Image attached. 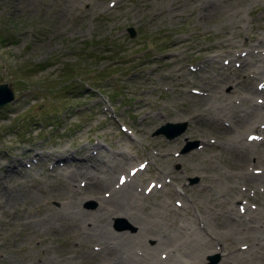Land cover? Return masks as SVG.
<instances>
[{
    "label": "rangeland",
    "instance_id": "1",
    "mask_svg": "<svg viewBox=\"0 0 264 264\" xmlns=\"http://www.w3.org/2000/svg\"><path fill=\"white\" fill-rule=\"evenodd\" d=\"M250 49L252 59L264 63V0H0V86L15 93V101L0 109V264H33L45 256L47 264H57L73 255L72 226L44 234L35 224L60 209L67 193L64 170L90 165L88 154L107 167L116 157L124 160L125 169L112 173L113 185L121 184L129 168L156 156L159 163L151 162L143 182L160 178L167 196L161 192L148 200L167 199L172 208L188 203L190 213L197 205L190 203L189 189L217 201L230 176L244 193L238 167H259L256 158L232 157L219 148L212 113L194 121L187 113L200 107L202 86L229 94L232 86L262 81L264 74L255 76L243 63ZM227 76H235L233 83L222 81ZM240 96H232L235 106L242 105ZM229 120L218 123L228 130ZM179 123L187 124L180 136L157 134ZM251 133L234 128L223 138L251 142ZM194 142L196 148L182 153ZM182 188L186 195L175 193ZM247 199L243 203L253 209V199ZM80 206L94 211L97 202L86 199ZM110 228L136 232L121 217ZM91 248L97 253V245ZM76 254L80 264H102L106 257L102 253L99 262ZM221 259L209 254L205 264Z\"/></svg>",
    "mask_w": 264,
    "mask_h": 264
},
{
    "label": "bare ground",
    "instance_id": "2",
    "mask_svg": "<svg viewBox=\"0 0 264 264\" xmlns=\"http://www.w3.org/2000/svg\"><path fill=\"white\" fill-rule=\"evenodd\" d=\"M251 55L250 49L243 63L255 69V76L264 74L263 61L252 59ZM231 75L234 74L231 72ZM235 76H227L222 81L231 84ZM255 76L249 75L250 78ZM261 83L264 88V78ZM201 89L203 93H199L198 98L200 107L194 109L195 114L189 111L188 118L194 121L203 112L212 113L210 119L215 121V129L212 127V130L216 133L219 148L228 149L225 151L232 152V157L238 153L241 156L248 153L254 156L260 165L254 168L249 164L242 167L239 165L236 176L243 186H247L244 193L237 188L230 176L228 179L224 178L227 181L225 187H222L223 191L216 196L217 201H214L212 195L207 196L208 200L205 194L201 196L198 192L195 193L194 188L189 189L193 192V201L190 200V203L197 205L194 214L190 213L191 206L188 203V206L180 204L179 207L172 208L167 199L157 203L148 200L161 192L167 196L160 178L149 180L147 184L143 182L150 164L159 163L156 156H150L152 163L141 162L139 166L129 168L124 177L125 181L113 185L112 173L125 169L124 160L116 157L107 167L100 160H96L97 163L91 161L93 157L88 154L86 159H89L90 165L80 163L74 167L69 164L64 170L61 181L65 183L62 186L63 191L65 189L67 193L62 196L60 209L50 216L39 218L35 224L40 225L39 230L44 234L47 229L53 231L59 226H72L75 229L73 237L76 242L69 247L73 255L58 259L57 264H80L79 254H76L79 251L98 258L99 262L102 253L105 254L102 264H205L206 257L214 253L222 254L219 264H264V122L260 123L264 119V90L247 81L246 85L232 86L229 94H223L217 87L202 86ZM239 93L242 105L235 106L231 98ZM255 97L259 103L255 102ZM221 117L230 119L232 127L228 125V130L223 128L218 123ZM247 127L252 133L246 137L255 136L251 142L242 141L239 136L233 137L232 143L230 139L223 138L232 134L234 128ZM167 156L173 159L175 155H161L164 158ZM164 161L163 164L166 165L167 162ZM156 170L159 172V169ZM160 173V177L167 182V173L163 170H160ZM195 173L199 171L196 170ZM56 174L60 175L59 172ZM209 179L207 177V180ZM208 187L211 189L212 184ZM103 188H107L104 196ZM176 192L186 195L185 188ZM198 198L207 200V203L198 201ZM245 198L253 199V209L243 203L242 199ZM86 199H94L97 202L94 211L85 210L80 206ZM236 201H242V205L236 206ZM116 217L126 219L136 228V232L131 234L113 231L110 222ZM151 241L154 243L151 244ZM92 244L98 246L97 253L89 249ZM47 263L45 256L33 264Z\"/></svg>",
    "mask_w": 264,
    "mask_h": 264
},
{
    "label": "water",
    "instance_id": "3",
    "mask_svg": "<svg viewBox=\"0 0 264 264\" xmlns=\"http://www.w3.org/2000/svg\"><path fill=\"white\" fill-rule=\"evenodd\" d=\"M130 36H134V30L130 29ZM15 101V93L10 88L9 85H1L0 86V108H3L7 106L8 104H11ZM186 128V124H167L158 130L157 134H163L168 138H174L176 136H179L184 132ZM197 143H193L191 147L185 148L183 151L186 152L190 150L191 148L195 147Z\"/></svg>",
    "mask_w": 264,
    "mask_h": 264
},
{
    "label": "trees",
    "instance_id": "4",
    "mask_svg": "<svg viewBox=\"0 0 264 264\" xmlns=\"http://www.w3.org/2000/svg\"><path fill=\"white\" fill-rule=\"evenodd\" d=\"M121 97H123V96H121ZM53 115H51V117H52ZM31 118H34V117H31ZM38 120H39V118H34V125H37L39 122H38ZM29 121L27 120V123H28ZM40 124L42 125V123L40 122Z\"/></svg>",
    "mask_w": 264,
    "mask_h": 264
},
{
    "label": "snow or ice",
    "instance_id": "5",
    "mask_svg": "<svg viewBox=\"0 0 264 264\" xmlns=\"http://www.w3.org/2000/svg\"><path fill=\"white\" fill-rule=\"evenodd\" d=\"M121 183H123V180H121Z\"/></svg>",
    "mask_w": 264,
    "mask_h": 264
}]
</instances>
